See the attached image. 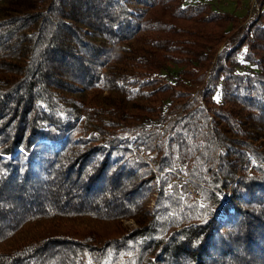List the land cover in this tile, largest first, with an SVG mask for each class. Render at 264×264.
<instances>
[{
    "label": "trees",
    "instance_id": "1",
    "mask_svg": "<svg viewBox=\"0 0 264 264\" xmlns=\"http://www.w3.org/2000/svg\"><path fill=\"white\" fill-rule=\"evenodd\" d=\"M256 4L0 0V264H264Z\"/></svg>",
    "mask_w": 264,
    "mask_h": 264
},
{
    "label": "rangeland",
    "instance_id": "2",
    "mask_svg": "<svg viewBox=\"0 0 264 264\" xmlns=\"http://www.w3.org/2000/svg\"><path fill=\"white\" fill-rule=\"evenodd\" d=\"M203 1H208L217 11H225L238 17L245 16L243 23L251 21L256 15L257 11V0H239V2H237V0H185V2L188 4H194ZM190 191H192V189H188L189 193ZM150 205L152 204L150 203ZM219 219L221 220L222 217H219ZM122 227L126 228L127 230H132L135 228V224L132 220H126L122 222Z\"/></svg>",
    "mask_w": 264,
    "mask_h": 264
},
{
    "label": "water",
    "instance_id": "3",
    "mask_svg": "<svg viewBox=\"0 0 264 264\" xmlns=\"http://www.w3.org/2000/svg\"><path fill=\"white\" fill-rule=\"evenodd\" d=\"M190 193H191V195H192V196H194L195 198H197V197H198V195L196 194V192H195V191H193V190H192V191H190Z\"/></svg>",
    "mask_w": 264,
    "mask_h": 264
}]
</instances>
